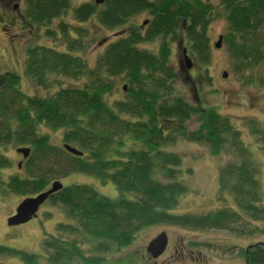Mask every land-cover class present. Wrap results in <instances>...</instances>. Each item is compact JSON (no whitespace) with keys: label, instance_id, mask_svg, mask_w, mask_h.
Returning a JSON list of instances; mask_svg holds the SVG:
<instances>
[{"label":"trees","instance_id":"1","mask_svg":"<svg viewBox=\"0 0 264 264\" xmlns=\"http://www.w3.org/2000/svg\"><path fill=\"white\" fill-rule=\"evenodd\" d=\"M24 3L22 22L29 26L47 25L70 8L69 0ZM220 6L231 32L222 38L231 52L232 69L242 71L258 64L264 59L263 45L251 44L249 36L264 23V0H220ZM213 9L208 0H103L100 4L93 0L72 8L73 20H91L100 28L113 30L143 12L151 18L143 27V22L129 27L125 35L107 44L92 66L80 55L87 48L83 41L86 28L72 29L60 22L56 30L47 29V36L60 38L64 48L28 47L24 74L44 89L53 87L55 77L74 81L62 85L57 79L58 87L47 97L24 93L17 73L0 72V147L30 149L26 158L29 177L11 175L6 190L39 194L48 189V177L62 178L78 171L111 182L118 193L110 198L89 184H71L48 197L53 204H61L75 222L57 223V234L82 236L92 243L90 255L73 240L54 235L42 240V254L1 245L0 253L16 255L22 264H42L44 258L50 264L74 260L103 264L109 252L127 247L139 231L156 224L197 230H236L234 225L238 224L249 228L239 233L259 231L264 235L261 163L243 142L240 131L213 108H202L182 98L169 99L172 83L180 74L166 64L170 55L167 40L178 41L180 36L192 62L207 64L206 30ZM156 37L163 38L156 53L138 46ZM116 79L125 82L122 98H112L117 91ZM197 113L200 116H195ZM194 117L200 123L188 129L187 122ZM41 127L60 130L62 146L53 145L47 133L39 132ZM250 128L261 133L264 140L263 128L254 122ZM179 139L205 143L212 156L229 155L217 172L218 200L228 193L242 215L231 207L202 214L171 212L179 198L189 193L183 174H189L191 168H182L181 156L167 150ZM65 144L83 154L69 153ZM47 163H58L49 176L40 172ZM9 166L10 160L0 153V169ZM32 166L36 171L30 170ZM240 253L246 264H264V239L247 244Z\"/></svg>","mask_w":264,"mask_h":264},{"label":"rangeland","instance_id":"2","mask_svg":"<svg viewBox=\"0 0 264 264\" xmlns=\"http://www.w3.org/2000/svg\"><path fill=\"white\" fill-rule=\"evenodd\" d=\"M24 1L0 0V72L12 71L17 73L20 76L21 90L28 95L38 97H47L53 94L58 87V84L55 83L57 79L62 82V85L74 82L65 77H55L53 87L44 89L34 85L29 77L24 74L28 47L45 45L55 46L58 49L64 48L60 38L53 39L47 36V29L56 30L60 22L71 25L72 29H75L74 26L86 28L87 33L83 37V41L87 44V48L80 55L87 60L89 66H92L98 54L104 50L107 44L114 41L116 37L125 35L129 27H138L144 20L151 18L148 13L143 12L133 16L117 29L106 30L91 20L81 23L72 18V8L83 3L93 2V0H69L70 8L53 19L51 23L29 26L22 22ZM208 1L214 9L209 16L210 21L206 30L209 44V61L207 64L194 61L192 66L187 68L185 62L182 61V65H180L185 42L180 36L178 41L167 40L170 55L166 64L168 63L167 65L172 68V72L178 75L179 71L180 74L172 83V93L169 99L182 98L186 102L197 104L202 108H213L220 116L227 118L234 129L240 131L243 142L249 146L254 158L261 163L259 181L264 204V140L261 133L252 132L250 128L251 123L254 122L264 131V59L242 71L232 69L233 61L227 42L222 38L220 47H215L219 36L224 37L231 33L220 6V0ZM73 31L71 35L75 36ZM162 39L156 37L138 46L151 53H156L163 44ZM249 39L251 44L263 45L261 51L264 52V23L249 36ZM236 42L239 40L236 39ZM188 56L193 60L191 54ZM115 82L117 91L112 98H122L121 88L125 82L118 79ZM195 116H200V114L197 113ZM199 123V119L194 117L187 122V128L195 129ZM39 132L47 133L53 145L62 146V132L60 130L53 131L41 127ZM17 147L11 145L0 147V153L10 160L9 167L0 169V245L28 253L42 254V240L54 235L68 242L73 240L86 255H90L92 243L82 236L67 232L61 233V235L57 234V223L75 225V222L67 216L65 208L61 204H53L50 199H47L40 206L37 215L29 221L12 226L7 224L8 217L14 214L21 200L37 195H21L6 190V184L11 175L29 177V171L26 167L27 161L16 152ZM167 150L175 151L181 156L182 168H191L189 174H183V180L188 186L189 193L179 198V204L177 208L171 211L172 213L202 214L225 207L234 208L228 193H225L218 200L217 172L218 168L229 160L227 153L223 152L212 156L209 154L205 143L182 139L169 145ZM18 165L20 166L18 167ZM56 167H58V163L43 164L40 172L49 176L50 169ZM30 170L36 171L34 166ZM55 180H59L63 186L89 184L100 194L110 198H115L118 195L111 182L104 183L78 171L71 172L62 178L48 177L47 187ZM234 209L238 211L236 208ZM240 215L242 214L240 213ZM234 226L236 230L221 228L197 230L164 224L151 225L139 231L127 247L109 252L105 256L106 260L103 264H246L240 251L242 252L243 247L247 244L263 240L264 235L259 231H254L251 235L246 234L247 231L239 233L238 230L242 231L249 228H244L238 224ZM252 226L253 224L249 225V227ZM162 231L166 232L168 243L164 253L156 259L146 252V246L152 238ZM195 242L199 245L195 246ZM0 264L22 263L16 255L0 253ZM42 264L50 263L44 258ZM70 264L79 263L74 260Z\"/></svg>","mask_w":264,"mask_h":264},{"label":"water","instance_id":"3","mask_svg":"<svg viewBox=\"0 0 264 264\" xmlns=\"http://www.w3.org/2000/svg\"><path fill=\"white\" fill-rule=\"evenodd\" d=\"M96 4H100L103 2V0H94ZM146 20L143 21V25L146 24ZM221 39L222 36L218 37V40L215 43V47H220L221 45ZM182 60H180V65L182 61L185 62V65L187 68H190L192 66L191 57L187 55V49H182ZM225 76V73H224ZM126 88L125 86L123 87ZM64 149L68 151L69 153L73 155L81 156L83 153L79 151L77 148L72 147L69 144L64 145ZM16 152L22 155L23 159H26L30 153V149L28 147H17ZM20 165H18L19 167ZM63 187L61 182L59 180H55L51 183L50 187L37 194L36 196L26 197L20 203L15 209V213L8 217L7 224L17 225L20 223H24L32 219L37 215V211L39 210V207L48 199V197L53 194L54 192L60 190ZM168 243V237L165 231L160 232L158 235H156L154 238H152L147 246H146V252L153 258H157L161 254L164 253L166 250Z\"/></svg>","mask_w":264,"mask_h":264},{"label":"flooded vegetation","instance_id":"4","mask_svg":"<svg viewBox=\"0 0 264 264\" xmlns=\"http://www.w3.org/2000/svg\"><path fill=\"white\" fill-rule=\"evenodd\" d=\"M187 49V48H186ZM187 55H189L188 49H187ZM193 63V62H192ZM40 208V207H39ZM38 212V211H37ZM15 213V212H14ZM13 215V214H12ZM159 257V256H158ZM158 257L156 259H158ZM151 259V257H150ZM156 259H153V261H156Z\"/></svg>","mask_w":264,"mask_h":264}]
</instances>
